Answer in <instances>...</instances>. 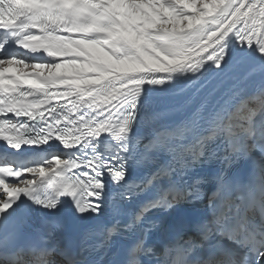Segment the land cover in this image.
Instances as JSON below:
<instances>
[{
  "label": "snow or ice",
  "instance_id": "snow-or-ice-1",
  "mask_svg": "<svg viewBox=\"0 0 264 264\" xmlns=\"http://www.w3.org/2000/svg\"><path fill=\"white\" fill-rule=\"evenodd\" d=\"M0 264H264V0H0Z\"/></svg>",
  "mask_w": 264,
  "mask_h": 264
},
{
  "label": "bare ground",
  "instance_id": "bare-ground-1",
  "mask_svg": "<svg viewBox=\"0 0 264 264\" xmlns=\"http://www.w3.org/2000/svg\"><path fill=\"white\" fill-rule=\"evenodd\" d=\"M252 159H253L258 165H259V163H261L260 155H259L258 152H257V153H254V156H253Z\"/></svg>",
  "mask_w": 264,
  "mask_h": 264
}]
</instances>
